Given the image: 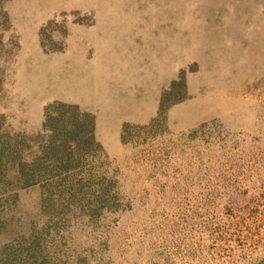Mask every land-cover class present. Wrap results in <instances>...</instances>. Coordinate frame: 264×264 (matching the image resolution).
<instances>
[{"label": "rangeland", "instance_id": "obj_1", "mask_svg": "<svg viewBox=\"0 0 264 264\" xmlns=\"http://www.w3.org/2000/svg\"><path fill=\"white\" fill-rule=\"evenodd\" d=\"M76 1L27 35L33 0H0V264H264V0H134L120 77L32 107L25 58L72 52Z\"/></svg>", "mask_w": 264, "mask_h": 264}, {"label": "bare ground", "instance_id": "obj_2", "mask_svg": "<svg viewBox=\"0 0 264 264\" xmlns=\"http://www.w3.org/2000/svg\"><path fill=\"white\" fill-rule=\"evenodd\" d=\"M49 1L33 0L22 4L21 10L29 27L27 35H33L38 29V8ZM75 7V10L92 11L95 18L91 27L72 26L68 33L72 52L50 56L34 52L25 58L17 81L22 91L33 99L32 107H37L44 98L51 96L67 97L86 92L92 98H99V94L91 89L94 82L102 79V75L108 78L109 71H114L116 78L120 77L118 64L123 63L125 43L131 39L128 36L133 23L144 24L147 8L151 11L149 3L146 10L136 12L138 7L134 0H78ZM86 42L93 44L95 58L80 63L77 57L80 47Z\"/></svg>", "mask_w": 264, "mask_h": 264}, {"label": "trees", "instance_id": "obj_3", "mask_svg": "<svg viewBox=\"0 0 264 264\" xmlns=\"http://www.w3.org/2000/svg\"><path fill=\"white\" fill-rule=\"evenodd\" d=\"M36 163H33L31 165V167L26 168L27 166L21 161L20 166H22L21 168V172L23 174L22 179L24 180V184L27 186L30 185H35L41 182L40 178V172H42L43 169V164L44 167L46 168L47 166L51 165L50 161H46L44 163L40 162L37 163L39 161H35ZM26 166V167H24Z\"/></svg>", "mask_w": 264, "mask_h": 264}]
</instances>
